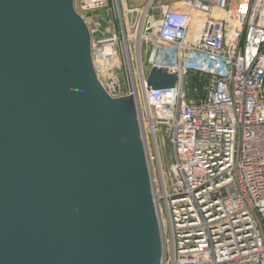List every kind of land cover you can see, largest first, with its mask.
<instances>
[{
  "label": "water",
  "instance_id": "water-1",
  "mask_svg": "<svg viewBox=\"0 0 264 264\" xmlns=\"http://www.w3.org/2000/svg\"><path fill=\"white\" fill-rule=\"evenodd\" d=\"M74 1L0 0V264H161L135 100L98 81Z\"/></svg>",
  "mask_w": 264,
  "mask_h": 264
},
{
  "label": "built area",
  "instance_id": "built-area-1",
  "mask_svg": "<svg viewBox=\"0 0 264 264\" xmlns=\"http://www.w3.org/2000/svg\"><path fill=\"white\" fill-rule=\"evenodd\" d=\"M110 3L75 0L74 8L98 81L112 97L134 98L141 138L155 150L161 264H264V0L117 3L122 39L101 35L96 12ZM125 15L139 18L134 37L124 35ZM119 55L128 87L113 82ZM151 68L175 74V85L151 89Z\"/></svg>",
  "mask_w": 264,
  "mask_h": 264
},
{
  "label": "rangeland",
  "instance_id": "rangeland-1",
  "mask_svg": "<svg viewBox=\"0 0 264 264\" xmlns=\"http://www.w3.org/2000/svg\"><path fill=\"white\" fill-rule=\"evenodd\" d=\"M118 4H122V1L123 0H117ZM146 0H130V3L132 5H141V6H145ZM155 1H158V0H155ZM236 6L238 5L237 3H235ZM239 6V5H238ZM240 7V9H239ZM238 7V9H236L237 12H242L241 8L244 7V4L240 5ZM239 10V11H238ZM235 11V13H236ZM230 13V12H229ZM96 18L97 20L100 22L101 24V35H108V33L110 32H115L120 39H122V36H123V29H122V22H121V19L120 18H116L115 17V14H114V11H113V6H112V2L110 3V6H109V9L107 10H103V11H98L96 12ZM234 16V15H233ZM235 18V17H234ZM138 17L137 16H133V19H132V23H133V27H131V25L126 27V21H125V18L123 17V21H124V25H125V31H124V35L127 34L131 37H134L136 35V26L135 24L138 23ZM238 21H240V17H236L234 19V22L233 23H237ZM235 24H232V25H235ZM117 62L114 63V66H116L115 70H116V75L113 73V75L115 76L114 77V81L115 83L117 82H123L125 83V86L128 87L129 85V79H128V76L124 70V68L122 67V64H123V58L121 57V55H119L117 58H116ZM194 80L191 79V83H193ZM201 92V91H200ZM145 147H146V152H147V158H148V161H149V165L150 167L152 168V171L154 173V175H156V171H155V168H156V160H155V150L152 146V142L151 140L148 141V143L146 144L145 143ZM160 148V153H161V156H162V161H163V167L165 168L167 163H168V157L169 154H170V148L169 146L165 145V147H161L159 146Z\"/></svg>",
  "mask_w": 264,
  "mask_h": 264
},
{
  "label": "crops",
  "instance_id": "crops-1",
  "mask_svg": "<svg viewBox=\"0 0 264 264\" xmlns=\"http://www.w3.org/2000/svg\"><path fill=\"white\" fill-rule=\"evenodd\" d=\"M173 1H176V0H158V1H156L157 3H160V2H173ZM145 2H147V0L145 1ZM146 4V3H145ZM122 6H123V8L124 9H130V8H137V9H139V8H143L144 7V5L143 6H141V5H132L131 3H130V0H123L122 1ZM125 21H126V23H128V21H129V19L130 20H132L133 19V17H130L129 18V16H127V15H125Z\"/></svg>",
  "mask_w": 264,
  "mask_h": 264
},
{
  "label": "bare ground",
  "instance_id": "bare-ground-1",
  "mask_svg": "<svg viewBox=\"0 0 264 264\" xmlns=\"http://www.w3.org/2000/svg\"><path fill=\"white\" fill-rule=\"evenodd\" d=\"M144 12V11H143ZM227 17H228V15H227ZM231 22H233L232 20H230ZM148 159V158H147ZM150 163H149V161H148V165H149ZM149 168H150V165H149ZM150 170H151V168H150ZM151 172V171H150Z\"/></svg>",
  "mask_w": 264,
  "mask_h": 264
},
{
  "label": "trees",
  "instance_id": "trees-1",
  "mask_svg": "<svg viewBox=\"0 0 264 264\" xmlns=\"http://www.w3.org/2000/svg\"><path fill=\"white\" fill-rule=\"evenodd\" d=\"M192 84H194V82Z\"/></svg>",
  "mask_w": 264,
  "mask_h": 264
}]
</instances>
